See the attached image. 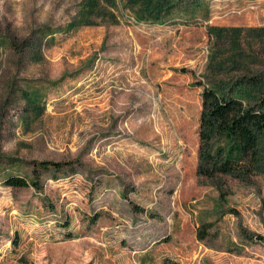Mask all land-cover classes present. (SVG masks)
Returning a JSON list of instances; mask_svg holds the SVG:
<instances>
[{
    "label": "rangeland",
    "instance_id": "rangeland-1",
    "mask_svg": "<svg viewBox=\"0 0 264 264\" xmlns=\"http://www.w3.org/2000/svg\"><path fill=\"white\" fill-rule=\"evenodd\" d=\"M247 79L264 0H0V264H264V173L196 174L203 88Z\"/></svg>",
    "mask_w": 264,
    "mask_h": 264
},
{
    "label": "trees",
    "instance_id": "trees-1",
    "mask_svg": "<svg viewBox=\"0 0 264 264\" xmlns=\"http://www.w3.org/2000/svg\"><path fill=\"white\" fill-rule=\"evenodd\" d=\"M254 80H239L228 92L209 85L202 91V109L198 126V163L196 174L208 179L220 175L247 178L264 173V100L250 103L238 94L241 86L255 85ZM236 92V91H235ZM74 171L72 165L43 161L34 170ZM5 184L12 188L36 187L34 181L8 176Z\"/></svg>",
    "mask_w": 264,
    "mask_h": 264
}]
</instances>
